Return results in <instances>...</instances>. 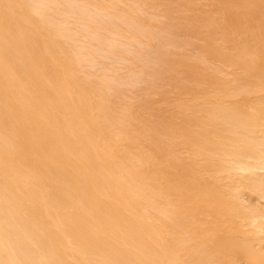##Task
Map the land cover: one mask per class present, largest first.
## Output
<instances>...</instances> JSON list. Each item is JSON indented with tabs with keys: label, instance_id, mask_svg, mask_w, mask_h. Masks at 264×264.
<instances>
[{
	"label": "bare ground",
	"instance_id": "1",
	"mask_svg": "<svg viewBox=\"0 0 264 264\" xmlns=\"http://www.w3.org/2000/svg\"><path fill=\"white\" fill-rule=\"evenodd\" d=\"M0 264H264V0H0Z\"/></svg>",
	"mask_w": 264,
	"mask_h": 264
},
{
	"label": "rangeland",
	"instance_id": "2",
	"mask_svg": "<svg viewBox=\"0 0 264 264\" xmlns=\"http://www.w3.org/2000/svg\"><path fill=\"white\" fill-rule=\"evenodd\" d=\"M160 22H161V24L159 25V26H161L160 27V29L162 30H159V32H161L160 34H161V37L163 38V39H165V43H167L169 40H173V39H176L177 37H178V32L177 31H173L172 29H171V27H170V23H171V21L170 20H168V19H162V20H160ZM167 46V45H166ZM149 50H150V52H151V54H152V50L155 52V49L154 48H148ZM152 49V50H151ZM171 50L172 51H177L176 49H172V47H171ZM195 48L194 47H189L186 51H185V53L186 54H188V55H192L194 52H195ZM149 52V53H150ZM151 54H149L150 56H149V58H151V59H149L148 58V60L150 61V63H153V61H151L152 59H153V55L151 56ZM134 77V76H133ZM144 77V76H143ZM143 77H141L142 79H143ZM142 79H134V81L135 80H137V81H135L134 83H133V86H132V83H130L131 85H129V86H132L131 87V89H134V90H132V91H136V90H139V89H141V88H143L144 86H145V84L147 83V82H149V77L148 76H146V78L144 77V79H143V81H142ZM148 79V80H147ZM139 80V81H138ZM146 81V83H145V81ZM141 83V84H140ZM144 84V85H143ZM141 85V86H140ZM135 86V87H134ZM137 86V87H136ZM138 86H139V89H137L138 88ZM143 86V87H142ZM130 89V90H131Z\"/></svg>",
	"mask_w": 264,
	"mask_h": 264
}]
</instances>
